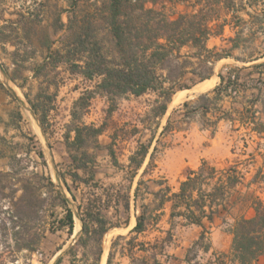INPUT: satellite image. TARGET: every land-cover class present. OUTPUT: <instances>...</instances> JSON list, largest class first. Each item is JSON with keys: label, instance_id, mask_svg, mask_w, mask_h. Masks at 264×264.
<instances>
[{"label": "trees", "instance_id": "1", "mask_svg": "<svg viewBox=\"0 0 264 264\" xmlns=\"http://www.w3.org/2000/svg\"><path fill=\"white\" fill-rule=\"evenodd\" d=\"M258 1L73 0L67 22L62 20L60 12L56 31H65V36L61 39L62 46L53 48L54 41L46 38L44 45L47 53L43 62L34 68L33 76L40 77L49 66L57 68L64 64L70 73L80 74L89 80L99 78L95 88L87 90L75 102L72 123L64 134L71 157L70 175L73 182L89 185L96 179L95 156L89 152L88 146L91 139L98 142L99 136L106 131V123L96 125L81 120L95 93L108 96L114 101L117 96H141L154 92L157 97L151 110L152 116L163 117L167 114L168 103L174 93L216 75L219 82L212 90L201 94L193 102L186 100L182 103V107L186 108L182 120L189 122L196 113L201 112L207 116L215 109L221 112L215 119H209L208 125L212 127V133L217 131L219 122L225 119L251 125V130L264 139V120L258 116L259 113L264 114V88L258 84H264V39L260 40L264 36V8L261 11L255 8ZM80 2L86 3V6L81 8ZM177 4H185L187 10L176 14L171 9ZM26 9V12H19V18L15 20L4 19L5 23L0 26V42H12V35L16 33L19 39L31 43L30 34L42 23L44 15L41 10L29 7ZM239 11H244L248 18L238 15ZM227 25L232 28L233 34L224 37ZM213 37H221L222 43L211 46L209 42ZM15 52L20 55L18 48ZM226 58H234L248 65H242L228 73L223 70L216 71L218 62ZM14 61L15 64L19 63L16 58ZM246 67L254 68L259 73V78L252 79L256 81L252 86L256 92L250 95L246 94L248 84L240 81V69ZM18 77L11 76L13 80ZM243 92V100L233 101L230 110L220 105L226 96L233 97ZM51 99L52 95L42 96L40 93L35 99H30L45 131L49 121V107L45 106V101ZM115 107L114 103L111 104L108 108L109 114ZM181 129L183 127L173 125L169 117L161 134ZM141 131L135 125L132 134ZM154 140L155 134L148 142L139 140L137 148L129 156V162L125 166L128 168V186L103 187L104 192L100 194L91 190L90 195L79 204L82 228L75 243L58 257L55 264H60L65 254L71 255L72 264H101L105 234L114 227L123 226V223L114 222L107 216L105 210L110 207H114L117 212L122 207L127 213L134 207L136 225L129 234L135 232L136 235L127 241L130 264H152L146 256H138L136 250L154 249L159 250L156 254H165L172 233L169 231L165 238L154 243L138 241L137 235L143 233L151 221L157 222L158 211L168 201H172L173 217L182 216L187 224L203 227L200 238L189 249V253L194 247H200L204 251L210 249V244L206 241L210 226L205 220L213 222L219 212L229 211L237 200L233 189L244 183L245 174L236 166L219 169L204 161L198 169H189L185 179L180 182L179 189L172 191L166 179L144 180V176L150 170L154 171L157 166L155 160L158 144L151 151ZM116 141L117 136L113 134L111 142L105 147L113 158V163L120 166ZM40 155L43 156V153L40 152ZM141 170V178L138 179L132 195L135 178ZM80 171L86 176L81 175ZM259 176L264 177L263 168L257 170L246 186L258 183ZM149 181L161 187L153 190ZM51 184L54 185L53 182ZM66 184L76 199L68 182ZM95 186L101 187L98 182H95ZM110 188L115 192L109 194ZM59 194L64 214L55 218L56 225L51 229H66L69 236H72L75 212L69 205V198L61 191ZM150 195L152 199H149ZM249 199L254 214L242 215L228 228L232 234V243L227 253L219 254L216 258L220 264H226L227 260L233 264H264L261 261V256L264 255V200L254 193L250 194ZM130 220L127 217L125 226L130 224ZM123 237L124 235L119 234L113 240L107 264H112L115 246ZM80 249L83 250L81 256ZM187 260L191 262L188 255Z\"/></svg>", "mask_w": 264, "mask_h": 264}, {"label": "rangeland", "instance_id": "2", "mask_svg": "<svg viewBox=\"0 0 264 264\" xmlns=\"http://www.w3.org/2000/svg\"><path fill=\"white\" fill-rule=\"evenodd\" d=\"M72 2L73 0H0V26L5 23L4 19L19 18V12H26L27 7L41 10L44 15L42 23L30 34L31 43L19 39L16 33L12 35V42H0V88L7 94L6 98L0 100V264H55L58 257L75 243L79 233L69 236L66 229H51L56 225L55 218L64 214L59 191L70 200L69 205L75 212L76 226V219L80 218L79 204L90 195L91 190H96L100 194L104 192L103 187L115 185L119 188L130 184L127 179L128 168L125 167L129 162V156L137 148L139 140L148 142L153 134L155 140L151 151L158 144L155 160L157 166L154 171L150 170L144 176V180L160 179V176L169 174L173 183H176L185 167L200 159L214 162L219 169L236 166L245 174V180L237 187V192H234L237 196L238 192L243 196V201L236 207L235 212L237 215L241 213L253 215L250 194L254 193L264 200V177L259 176L258 183L251 184L250 187L246 184L261 166L259 151H264V139L251 130V125L224 119L219 122L217 132L212 133V127L208 125L209 119H215L221 112L215 109L207 116L198 112L191 121L182 120L183 111L186 110L182 103L186 100L193 102L201 94L212 90L219 82L216 75V78L214 76L211 78L212 83L207 90L199 93L189 91L183 100L170 106L174 93L168 103L167 114L163 117L152 116L151 110L157 97L154 92L141 96H117L114 101L108 96L95 93L81 120L96 125L106 123V131L99 136L98 142L91 139L88 146L89 152L95 156L96 179L89 185L73 182L70 175L71 157L64 134L72 123L75 102L87 90L94 89L99 78L89 80L80 74L70 73L64 64L57 68L49 66L40 77L33 76L34 68L43 62L47 53V47L44 45L46 38L54 41L53 48L62 46L61 39L65 36V31H56L57 17L61 12L62 20L67 22ZM85 6L86 3L80 2L81 8ZM255 8L261 11L264 8V0H259ZM249 9L253 10L252 7ZM171 10L177 14L187 10V7L185 4H177ZM237 14L248 18L244 11ZM232 34V28L227 25L224 37ZM263 39L264 36H261L260 40ZM209 43L211 46L220 45L222 38L213 37ZM17 48L20 55H16ZM15 58L19 60L18 64H15ZM242 65L248 64L238 62L234 58H226L218 62L216 71L223 70L228 73ZM240 73V81L248 84L246 90L256 92L252 87L256 81L252 79L259 78V73L251 67L240 69ZM13 75H18V79L13 80L11 78ZM197 84L181 90L192 89ZM258 84L264 88V84ZM39 93L42 96L52 95L51 100L45 101V106L49 107L46 131L30 102V99H35ZM243 94L244 92L233 97L227 96L220 105L230 110L233 101L243 100ZM113 103L116 107L109 114L108 108ZM175 109L177 111H174ZM258 116L261 118L264 114ZM169 117L173 125L193 129L188 132L174 130L162 135L161 132ZM135 125L142 131L132 134ZM202 128L210 131L204 132ZM113 134L117 136L115 148L120 166L113 163V158L105 147L111 142ZM80 174L86 176L83 171H80ZM141 174L142 170L135 178L132 195ZM66 182L76 195V199L73 198ZM95 182L101 187L97 188ZM109 192L112 194L115 191L110 188ZM105 213L112 221L123 223V226L114 227L105 234L104 252L108 247L109 255L113 240L122 234L124 237L115 246L112 264H130L127 241L136 234L128 233L129 228L125 226V220L130 217L133 222L136 219V211L132 207L127 213L121 207L117 212L114 207H110ZM233 223L234 221H230V225L225 227L228 228ZM137 236L138 241H149L150 238L145 234ZM82 251L80 249L79 256L82 255ZM137 251L138 256H146L152 264H169L168 261L170 264H179L171 255L156 254L159 250ZM188 256L191 258V264L208 262L200 247H194ZM263 260L264 255L261 256V261ZM60 264H72L71 255L65 254Z\"/></svg>", "mask_w": 264, "mask_h": 264}, {"label": "crops", "instance_id": "3", "mask_svg": "<svg viewBox=\"0 0 264 264\" xmlns=\"http://www.w3.org/2000/svg\"><path fill=\"white\" fill-rule=\"evenodd\" d=\"M251 90H246V94L250 95ZM7 94L3 92V90L0 88V100L2 98H6ZM227 97V96H226ZM225 97V98H226ZM226 100V99H225ZM223 100V101H225ZM222 101V102H223ZM260 107V106H259ZM232 108V106H231ZM262 114V113H259ZM262 120H264V117H261ZM225 120V119H224ZM230 121V120H225ZM232 122V121H230ZM236 122V121H235ZM193 128L190 129H181V130H175L177 132H188L191 131ZM204 132L210 131L207 128H202ZM217 132V131H216ZM264 151L260 152L259 155L261 156V166L259 168H263L264 170ZM193 157V156H192ZM208 161L206 159H200L199 161L187 165L185 167V171L180 175L179 178H177V182L173 183L172 178L169 174L162 175L160 178L166 179L167 184H169L172 187V191H177L179 189L180 182L185 179V174L189 169H198L199 166L204 162ZM210 164L217 165L214 162L208 161ZM151 188L153 190H158L161 186L157 185L156 183L149 181ZM154 184V186L152 185ZM239 186V185H238ZM237 186V187H238ZM233 189V192H237L236 189ZM239 193V196L235 195L237 197V200L235 204L229 209V211H221L219 212L213 222H209L205 220L206 224L210 226V233L207 236L206 241L210 244V249L208 251H204L202 248V252L205 254V256L208 258L207 263H199V264H220L216 258L219 254L227 253L230 250L231 243H232V234L228 231V228L225 226L230 225V221H236L238 218H240L242 215H246L244 213H241L240 215H237L235 212L236 207H238L239 203L243 201V196H241V193ZM152 195H150L149 199H152ZM149 199H147L149 201ZM146 200V201H147ZM159 212V219L157 222L151 221L147 225V229L140 234H145L146 237H150L149 241L154 243L156 240H162L165 238L170 231L172 233V238L169 241V243L166 245L165 249V255H171V258L174 257V260L178 262L179 264H191L187 260V255L189 253V249L195 244V242L200 238L203 227L197 224H187L186 220L182 216H172V201H168L164 207L158 211ZM248 216V215H247ZM132 224V219L130 221V224L127 226L129 228L128 233L131 232L133 227L136 225V223L129 227ZM132 234H136L135 232H132ZM162 255V254H161ZM227 260V259H226ZM264 262V260H263ZM170 264L171 262L168 261ZM175 264V263H174ZM226 264H233L230 261H226Z\"/></svg>", "mask_w": 264, "mask_h": 264}, {"label": "bare ground", "instance_id": "4", "mask_svg": "<svg viewBox=\"0 0 264 264\" xmlns=\"http://www.w3.org/2000/svg\"><path fill=\"white\" fill-rule=\"evenodd\" d=\"M214 77L216 78V76H214ZM211 83H212V79H206V80L200 82L199 84H197L196 86H194L192 89L180 90V91L176 92L174 94V96H173V100L170 103V106H172V105L180 102L181 100H183L187 96L189 91L190 92L193 91V92L199 93V92H202L204 90H207L210 87ZM135 223H136V219L133 220V222L130 225V227H132ZM81 228H82L81 219L79 217H77L76 226H75V232L76 233L79 232L81 230ZM108 251H109L108 247H106L101 264H107Z\"/></svg>", "mask_w": 264, "mask_h": 264}, {"label": "water", "instance_id": "5", "mask_svg": "<svg viewBox=\"0 0 264 264\" xmlns=\"http://www.w3.org/2000/svg\"><path fill=\"white\" fill-rule=\"evenodd\" d=\"M74 235H76V232L74 231Z\"/></svg>", "mask_w": 264, "mask_h": 264}]
</instances>
